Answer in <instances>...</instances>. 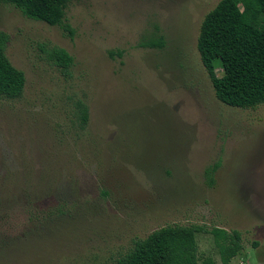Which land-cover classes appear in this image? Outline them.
<instances>
[{
  "label": "rangeland",
  "instance_id": "1",
  "mask_svg": "<svg viewBox=\"0 0 264 264\" xmlns=\"http://www.w3.org/2000/svg\"><path fill=\"white\" fill-rule=\"evenodd\" d=\"M219 2L72 0L73 37L0 4L7 56L27 79L21 98H0V186L19 196L0 264H118L170 225L238 230L231 264H264V104L219 101L198 50ZM156 34L164 48L141 46ZM47 44L74 57L71 75L47 59ZM219 161L210 185L206 170ZM27 190L47 212L69 213L30 219ZM197 242L199 259L221 263L212 234Z\"/></svg>",
  "mask_w": 264,
  "mask_h": 264
},
{
  "label": "trees",
  "instance_id": "2",
  "mask_svg": "<svg viewBox=\"0 0 264 264\" xmlns=\"http://www.w3.org/2000/svg\"><path fill=\"white\" fill-rule=\"evenodd\" d=\"M71 1L0 0V4H11L26 17L61 27L73 37L75 30L66 22V11ZM9 42L10 36L0 31V98L15 100L23 96L27 79L7 56ZM141 46L162 49L165 46L164 36L156 34L142 42ZM40 48L65 76L71 75L75 59L66 49L51 44ZM198 50L219 101L243 109H255L264 104V0H220L202 22ZM119 54L122 55V52ZM218 69L223 71V76H218ZM75 109L79 125L85 127L89 120L87 104L79 99L75 102ZM220 165L219 161L206 170L210 185H214V175ZM11 188L0 186V254L13 244L2 232L7 220L16 215L19 203V196L10 194ZM24 198L28 205L26 214L32 220H54L69 213L63 206L50 213L40 208L38 198L29 190ZM202 232L213 235L221 263L212 257L199 259L197 234ZM242 249V234L238 230L170 225L136 241L133 249L122 256L118 264H231Z\"/></svg>",
  "mask_w": 264,
  "mask_h": 264
}]
</instances>
